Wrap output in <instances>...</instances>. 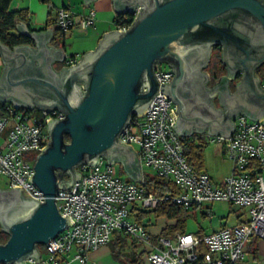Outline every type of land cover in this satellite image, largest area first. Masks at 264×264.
Listing matches in <instances>:
<instances>
[{
  "label": "water",
  "instance_id": "1",
  "mask_svg": "<svg viewBox=\"0 0 264 264\" xmlns=\"http://www.w3.org/2000/svg\"><path fill=\"white\" fill-rule=\"evenodd\" d=\"M113 5L118 14L135 16L129 28L104 33L93 50L59 70L53 61L65 60L64 51L47 44L51 27L25 32L37 48L0 40V103L63 115L48 121L50 141L30 178L45 200L23 199L22 187L0 189V226L8 235L0 242V263L39 261L38 244L69 225L55 196L58 190L72 191L81 176L78 165H96L103 157L109 164L122 163L130 178L141 181L136 151L118 136L158 92L177 106L172 127L183 137L205 131L230 137L233 117L264 118V87L256 75L264 64V0H113ZM212 45L222 47L227 77L241 74L233 92L205 86L201 52ZM160 63L173 72L169 83L155 75ZM16 207L22 211L13 216Z\"/></svg>",
  "mask_w": 264,
  "mask_h": 264
},
{
  "label": "built area",
  "instance_id": "2",
  "mask_svg": "<svg viewBox=\"0 0 264 264\" xmlns=\"http://www.w3.org/2000/svg\"><path fill=\"white\" fill-rule=\"evenodd\" d=\"M76 16L69 8L59 7L56 26L66 32L95 22L94 9ZM130 24L117 29L124 31ZM155 75L160 82L169 83L173 72L156 66ZM176 107L171 98L158 92L141 114L131 117L118 140L135 148L140 166L150 167L153 175L169 181L177 193L148 191L145 175L141 181L122 179L103 157L96 165L80 164L81 176L72 191L58 190L55 196L57 209L67 216L69 225L44 244L43 252L39 250V261L29 258L23 264H85L91 251L107 245L118 232L145 246L149 264H239L243 260L249 240L264 238V118L257 121L239 115L230 137L208 136V142L221 144L223 155L231 162V172L215 180L188 163L183 136L172 127L178 116ZM62 117L56 109L0 103V179L8 188L22 187L26 196L45 200L30 178L37 156L50 141L48 121ZM168 201L188 210L200 208L204 202L226 201L244 207L247 221L203 235L184 232L169 237L152 233L144 220L132 217L139 209ZM1 230L0 226V242ZM201 246L207 251L202 252Z\"/></svg>",
  "mask_w": 264,
  "mask_h": 264
},
{
  "label": "trees",
  "instance_id": "3",
  "mask_svg": "<svg viewBox=\"0 0 264 264\" xmlns=\"http://www.w3.org/2000/svg\"><path fill=\"white\" fill-rule=\"evenodd\" d=\"M12 0H0V40L10 47L19 44H28L31 42V38L16 32L15 23L17 19H25L27 12L24 9L13 10L11 9ZM44 3H49L50 0H40ZM133 16L131 14L117 15L115 17L116 27L125 26L132 22ZM52 20H49L50 23ZM56 23V19H54ZM65 32H62L58 27L54 35L53 40L58 41ZM218 56V54L216 55ZM259 76L264 77V68L259 70ZM241 74L238 76L240 79ZM264 87V83L261 84ZM185 144V152L188 163L194 168L195 171L201 172L206 170L205 162V148L208 141L200 137L199 135H193L189 137H182ZM208 173V172H207ZM145 186L146 189L155 194H162L164 192L177 193L173 185L169 181L157 175H145ZM232 204V203H231ZM244 208V207H242ZM132 211V208H131ZM246 209L244 208L243 214L245 218L241 219L240 215L238 217V223H243L247 221ZM165 217L169 220H173V223H167L158 233L159 235L173 237L177 233H184L186 227V221L188 218V209L181 206H176L171 202H161L157 207L152 209H139L138 213L135 214L137 220H142L144 217ZM148 224V223H146ZM224 226V225H223ZM1 237H3V242L8 238V235L1 230ZM199 234L203 235L204 231L199 230ZM259 238H253L250 245L255 244V248L250 250L253 257L258 256L257 241ZM129 240H131L129 242ZM110 247V252L112 256L120 261L122 264H146V248L140 245L131 236L118 232L113 234L112 239L108 243ZM202 252H206L205 247H200ZM0 264H6L1 262Z\"/></svg>",
  "mask_w": 264,
  "mask_h": 264
},
{
  "label": "crops",
  "instance_id": "4",
  "mask_svg": "<svg viewBox=\"0 0 264 264\" xmlns=\"http://www.w3.org/2000/svg\"><path fill=\"white\" fill-rule=\"evenodd\" d=\"M10 6L11 9L13 10L24 9L27 12L25 19L16 20L15 28L18 34L25 35V32H30V33L34 31L40 32L41 30H47L49 27L53 29V33L50 39L48 40L47 44L52 45L55 49L62 48L65 57V60L53 61V67L55 70H59L61 69L62 66L70 65L72 63L77 62L85 52L89 50H93L97 46L98 41L100 40V38L103 36L104 33L117 29L115 25V17L119 14L114 8L113 0H91L88 4L85 3V0H60V4H57L55 0H50L49 3H44L41 2L40 0H12ZM59 7L69 8L75 14L87 13L90 9H94L95 18H96L95 22L92 26H89L87 28L73 27L72 29L66 31L64 36L58 39V41H54L53 38L57 31V26L56 23L54 22V19L56 18V12ZM49 20L52 21L48 23ZM77 37L80 39V42L77 47H74L73 40L76 39ZM30 38H31V42L28 44H30L33 48H37V43L35 39L33 37ZM68 43H70L69 44L70 51H68ZM2 69H3V63L2 60L0 59V74L2 72ZM214 97H217V95H214L212 99ZM216 107H219V105ZM193 135H199L200 137L207 139L208 136L211 134L205 131L202 133L194 132L190 136ZM218 146H219L218 149L220 150L222 155L223 154L222 146L219 143ZM222 158L223 160L227 159L225 158L224 155ZM227 161L230 164L229 166V173H230L231 162L228 159ZM120 164L124 172L126 173L123 164L122 163ZM140 174L141 177L143 175H146L141 166H140ZM126 175H127V179L134 180L130 178V176L127 173ZM7 188L0 187V189H7ZM197 232L199 233V230ZM204 233H209V232L204 231ZM252 241L253 238H251L247 243L245 248L246 252L251 253L250 250H253L255 248V244L250 245ZM260 243L264 244V241L260 242L258 239L257 241L258 253L262 248H264V246H260ZM77 263L78 262H75L74 264ZM95 263L122 264L120 261L116 260L112 256L108 244L101 246L98 249L91 251L88 254V261L85 264H95Z\"/></svg>",
  "mask_w": 264,
  "mask_h": 264
},
{
  "label": "rangeland",
  "instance_id": "5",
  "mask_svg": "<svg viewBox=\"0 0 264 264\" xmlns=\"http://www.w3.org/2000/svg\"><path fill=\"white\" fill-rule=\"evenodd\" d=\"M55 1L57 4H60V0ZM73 41L74 47H77L80 39L77 37ZM69 44L70 43H68V51H70ZM156 66L161 69L169 68L164 63L157 64ZM218 148V143L215 142H208L205 148L206 170L208 174L215 180L222 179L224 176H226L229 173L230 166L227 159L223 160V154L221 155V152ZM113 170L115 175L121 177L122 179H127V175L119 162H115L113 164ZM143 171L146 175L154 174L153 170L150 167H143ZM0 187L7 188L6 181L2 178L0 179ZM243 211L244 208H242L241 206L231 204L226 201H216L214 203L204 202L200 208L196 207L188 210L185 232H197L198 230L212 232L213 230L220 228L221 225H235L238 223L237 215H240L242 213L240 215L241 219L245 218V214H243ZM247 213L248 211H246V215ZM132 217L133 219L135 218L134 215ZM142 220L148 223L150 231L154 234H158L167 223H173V220H169L165 217L145 216ZM130 241L131 240H129V242ZM259 241H264V238H260ZM1 242H3V237H1ZM260 246H264V244L260 243ZM38 249L43 252L44 245L38 244ZM239 264H264V248L259 251L256 258L253 257L252 253L246 252L245 257L241 262H239Z\"/></svg>",
  "mask_w": 264,
  "mask_h": 264
},
{
  "label": "flooded vegetation",
  "instance_id": "6",
  "mask_svg": "<svg viewBox=\"0 0 264 264\" xmlns=\"http://www.w3.org/2000/svg\"><path fill=\"white\" fill-rule=\"evenodd\" d=\"M133 16V15H132ZM135 16H133L134 18ZM221 50L222 47L220 45H212L208 50L205 48L201 53H203V57L205 58L201 60V72L204 73L203 79L206 81L205 86L212 90L213 89H225L228 86L230 92L234 91L236 83L239 81L238 76L240 72H237L235 77H227V69L221 62ZM218 54V56H216ZM200 56V55H199ZM197 57V59H195ZM194 59L197 62L198 56H195ZM192 59V58H190ZM192 59V61L194 60ZM194 62V61H193ZM264 68V64H261L256 68V75L260 78V84L264 83V77L259 76V70ZM261 73V72H260ZM213 103L218 106L219 99L218 97H214L212 99ZM236 118V117H235ZM233 117L232 120L234 121ZM68 140V139H67ZM76 171L78 172V167H76ZM65 179L69 178L68 174L64 175ZM20 195L23 199L28 198L26 194L20 190ZM22 211L21 207H16L12 212L13 216L19 214Z\"/></svg>",
  "mask_w": 264,
  "mask_h": 264
}]
</instances>
